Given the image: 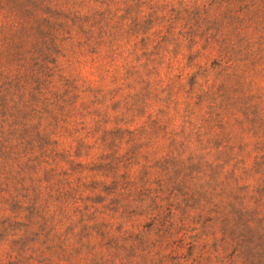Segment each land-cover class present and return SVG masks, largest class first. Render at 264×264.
I'll use <instances>...</instances> for the list:
<instances>
[{
	"label": "rangeland",
	"instance_id": "1",
	"mask_svg": "<svg viewBox=\"0 0 264 264\" xmlns=\"http://www.w3.org/2000/svg\"><path fill=\"white\" fill-rule=\"evenodd\" d=\"M0 244L264 264V0H0Z\"/></svg>",
	"mask_w": 264,
	"mask_h": 264
},
{
	"label": "clouds",
	"instance_id": "2",
	"mask_svg": "<svg viewBox=\"0 0 264 264\" xmlns=\"http://www.w3.org/2000/svg\"><path fill=\"white\" fill-rule=\"evenodd\" d=\"M76 63H77L76 61L71 62V65L64 70L67 72L68 77L73 82H75V80L79 78V72L76 71L75 69ZM81 83H83V81H81ZM249 91H251V84L249 85ZM257 92H259V89H257ZM259 98L260 97L257 96V99ZM162 102L165 104L167 103V101H162ZM177 119L180 120V124L176 128L172 129L170 135L180 136L181 143L183 145H188L190 142H194L193 135L195 134V130L199 127V124L197 123L198 116L196 118H193V113L186 106L184 112H181L179 114L173 113L172 116L169 118V123H172ZM186 151L187 148L182 149L181 156H183L184 152ZM4 234L7 235V233ZM13 251H14V246L12 248L6 249L3 247L2 244H0V260H4L6 258L11 259Z\"/></svg>",
	"mask_w": 264,
	"mask_h": 264
}]
</instances>
